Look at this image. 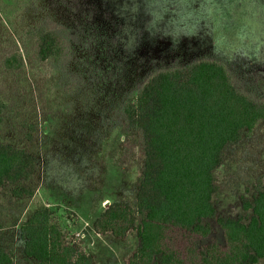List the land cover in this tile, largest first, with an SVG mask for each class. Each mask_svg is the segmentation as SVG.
<instances>
[{
	"label": "rangeland",
	"instance_id": "374dc122",
	"mask_svg": "<svg viewBox=\"0 0 264 264\" xmlns=\"http://www.w3.org/2000/svg\"><path fill=\"white\" fill-rule=\"evenodd\" d=\"M85 1L100 36L64 28L63 58L41 61L31 54L33 63L15 70L3 59L23 51L31 39L26 32L44 17L45 6L42 0H0V99L8 104L0 142L27 150L38 162L30 178L0 186V245L13 249L14 264H37L24 254L20 228L44 206L94 264H126L139 243L136 230L125 238L102 235L94 222L112 202L135 203L143 140L124 107L151 68L180 53L189 60L219 58L239 89L264 98V0H193L207 6L206 28L189 41L174 36L164 50L144 47L130 0ZM215 175L217 216L247 221L251 211L243 200L253 199L264 178V121L227 149ZM16 189L26 193L18 197ZM210 224L212 233L199 245L223 244L217 219Z\"/></svg>",
	"mask_w": 264,
	"mask_h": 264
},
{
	"label": "trees",
	"instance_id": "16d2710c",
	"mask_svg": "<svg viewBox=\"0 0 264 264\" xmlns=\"http://www.w3.org/2000/svg\"><path fill=\"white\" fill-rule=\"evenodd\" d=\"M130 1L142 22L144 47L165 49L174 36L189 41L206 28L204 2ZM85 2L42 0L44 17L26 32L29 43L5 56L3 65L16 70L32 64L31 54L41 61L60 60L67 49L64 28H79L83 37H92L94 31L100 36ZM183 55L151 68L126 102L124 112L143 140L136 199L134 205L112 202L95 220L94 230L119 238L136 230L139 243L126 264H259L264 259V178L258 179L253 199L243 200V209L251 211L247 221L217 216L214 196L219 187L215 170L227 149L264 121V98L239 89L219 58L189 60ZM7 110L0 99V127ZM37 163L27 150L0 142V186L30 178ZM14 193L19 197L26 191ZM213 218L224 243L199 245L212 233ZM20 230L24 254L37 264H94L92 255L52 220L46 206L23 221ZM0 264H14L10 246L0 245Z\"/></svg>",
	"mask_w": 264,
	"mask_h": 264
},
{
	"label": "crops",
	"instance_id": "0c3cea01",
	"mask_svg": "<svg viewBox=\"0 0 264 264\" xmlns=\"http://www.w3.org/2000/svg\"><path fill=\"white\" fill-rule=\"evenodd\" d=\"M98 234V233H97Z\"/></svg>",
	"mask_w": 264,
	"mask_h": 264
}]
</instances>
